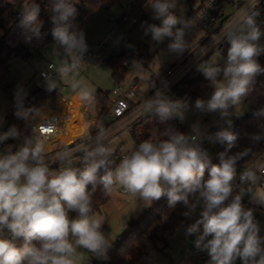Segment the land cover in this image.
Masks as SVG:
<instances>
[{
  "label": "clouds",
  "instance_id": "1",
  "mask_svg": "<svg viewBox=\"0 0 264 264\" xmlns=\"http://www.w3.org/2000/svg\"><path fill=\"white\" fill-rule=\"evenodd\" d=\"M177 3L178 0H148L151 18L160 23L148 24L145 35L150 33L156 42L171 38L169 49L183 54L187 47L184 28L190 21L175 14ZM258 3L259 0H249L238 22L221 34L228 44L223 66H198L214 90L207 101L196 99V109L227 116L228 109L248 94L254 78L264 73L257 59L264 55V45L260 44L264 31L256 24L260 15L256 10ZM76 11L72 0H55L52 22L56 27L52 35L66 50L84 51V34L71 30L67 24ZM38 14L37 5L21 21L22 25L31 26L36 37L40 36ZM187 107L186 101H171L157 92L146 101L144 111L167 124L173 119L183 122ZM260 115H264V109ZM259 127L262 132L253 134L254 141L264 138V125ZM195 131L197 135L188 136L169 125L164 130L166 139L141 142L118 164L111 159L112 150L102 143L101 136L94 149H82L83 168L72 167V154L62 152L56 155L61 167L52 170L44 143H33L29 138L17 151L0 155V264H77L78 249L107 259L111 243L102 231L103 221L90 216L92 194L101 171L99 180L106 193L118 184L149 204L167 197L169 207L182 203L195 211L199 206V218L187 227L186 235L196 236L194 247L207 254V264H264L260 223L253 209L244 206L243 189L233 195L237 162L249 150L228 155L237 136L227 129L218 131L207 139L226 148L217 153L218 163H213L201 146L203 134ZM20 135L12 127L0 133V142L19 139ZM240 179L254 183L257 176L246 170ZM249 202L264 206V192L258 191ZM17 241L22 243L18 245Z\"/></svg>",
  "mask_w": 264,
  "mask_h": 264
},
{
  "label": "rangeland",
  "instance_id": "2",
  "mask_svg": "<svg viewBox=\"0 0 264 264\" xmlns=\"http://www.w3.org/2000/svg\"><path fill=\"white\" fill-rule=\"evenodd\" d=\"M202 1L178 0L175 14L184 20L190 21V25L184 28V41L187 47L183 54H177L169 49V44L172 43L171 38H165L163 42H156L152 40L150 33L145 35V28L148 24L160 23L151 18L148 0H119L111 8H99L84 22L81 32L84 34L87 46L85 52L94 49L99 43L106 40V47L102 51L104 60L101 62L96 57L78 59L77 50H74L73 57L70 59L67 56L69 50H66L55 40H47L51 24L45 22L46 20L39 16L37 24L40 25V36L33 35L30 30L31 26L21 24L23 15L31 10V6L27 2L18 5L16 14H21L22 17L17 18V23L13 28L9 30L0 29V39L5 37L11 46L24 44L29 50L30 56L23 58L17 54L13 55L7 61L6 70L0 71V129L8 124L7 114L22 105L24 100L39 85L47 82L53 85L57 95L60 94L65 99L73 97L72 100L66 102L60 96H56L55 100L46 103L47 106H51V104L53 106L56 105V101L60 108H64V111L67 112L68 122L66 126L69 127L67 140L69 141L73 136L83 133L88 127V123L83 121L84 117L89 120L91 117L99 115V113H105L109 108V106L104 107L100 103L93 102L94 97L92 95L102 90L103 92H109L110 97L113 98V90L117 85L113 78L112 68L107 60L118 47L142 55L140 64L135 63L134 68L129 67L127 78L133 70L134 77L137 78L140 86L139 99H145L150 90V77L158 78L166 69L178 67L206 37V30L196 23L194 15L201 7ZM123 14L130 17L131 20L120 22ZM53 15L54 13L50 15L51 21ZM134 18L137 21L136 23L132 22ZM226 55L225 51L217 53L211 65L223 66ZM49 63H54L60 71L51 81H44L40 73L48 69ZM78 91L89 94L86 100L83 101L85 94L76 93ZM209 94L201 98L207 101ZM77 100L78 102H76ZM187 104V109L183 110L184 121L188 125L186 135H197L195 129H198L199 134H203V137L210 128L220 131L225 129L232 131L237 118L241 114H246L254 105L252 101L242 97L241 102L238 105L231 106L228 109L229 114L222 117L219 112L201 111L195 108V104L188 102ZM86 105L88 106L85 107ZM71 107L75 109L70 110ZM83 107H85V110L90 108V111L84 112ZM79 108L83 113L82 116L78 113ZM106 118L107 114H103L99 119V123H106ZM138 145L135 143L134 138L125 135L114 140L106 147L110 148L113 153L117 147L121 146L122 152L127 153L133 151ZM22 146L23 142L21 140H8L6 142V147L11 152H15L17 148L19 149ZM44 146L46 151L50 148L48 144H44ZM211 146L216 153H219L222 144L213 140ZM4 154L5 152L0 153V155ZM258 165L259 168L264 167V156ZM240 173L237 170L236 178L233 181L235 187L233 195L243 189L244 206L253 209L254 217L260 223V235L264 236V206L249 202L258 191L264 192V190L256 183L250 184L247 181H241ZM121 188L122 186L118 184L114 185L110 192L109 201L91 215L103 221L102 231L111 243V247L107 250V259L98 258L94 253L85 249H78L77 264H89L92 261L110 259L119 243V238L127 233L130 224L157 202L152 201L149 204L130 193H122ZM200 210L199 206L196 207L195 211L187 206L186 212L189 215L185 216L183 214V217L166 233L165 238L159 239L157 246L138 262L142 264H207L208 256L204 260L197 255L198 250L194 247L196 236L186 235L187 227L199 218Z\"/></svg>",
  "mask_w": 264,
  "mask_h": 264
},
{
  "label": "trees",
  "instance_id": "3",
  "mask_svg": "<svg viewBox=\"0 0 264 264\" xmlns=\"http://www.w3.org/2000/svg\"><path fill=\"white\" fill-rule=\"evenodd\" d=\"M119 0H72L76 7V15L70 17L67 24L71 30L81 32V27L84 22L99 8H111ZM206 0L202 1V4ZM27 2L31 9L34 6L39 7L38 16L45 19V22H50L51 28L47 40H55L52 35V30L56 25L51 21L50 15L53 14L52 6L55 0H0V29L9 30L17 23L16 9L17 6ZM201 4V5H202ZM196 15V13L194 14ZM196 17V16H195ZM196 21V19H195ZM228 47L225 48L227 53ZM20 55L23 58L30 56L29 50L24 44L19 46H11L5 37L0 39V71L6 70L8 59L13 55ZM126 57L125 49L118 47L111 57L107 60L112 68L113 78L116 85L122 84L127 79L129 66L124 65ZM258 63L264 67V60L258 59ZM160 83V81L151 76L149 84ZM212 85L205 76L197 77L187 82L186 89L192 98L204 97L208 93H212ZM187 91H183L184 94ZM57 96V91L50 83H43L37 87L20 105L18 108L9 112L6 116L8 124L5 127L21 128L29 117L43 104L54 100ZM93 102L100 103L102 106H110L112 98L109 92L97 91L92 95ZM253 102V107L246 113L241 114L234 123L232 132L237 136L233 147L228 152V155L238 153H247L238 160L236 169L247 170L254 168V164L259 163L264 156V138L259 141L252 139L253 134L261 133L260 125H264V115H260V110L264 109V73L258 74L253 83L250 85L248 94L243 97ZM105 113L97 115V121L91 125V132L96 133L107 126V123H99V119ZM171 125L175 130L186 134L188 125L185 121L180 122L179 119L168 121L167 124L161 123L158 116L153 113H148L138 123L135 132L131 135L135 143L140 144L147 140L153 143H158L167 137L164 135L166 127ZM226 145H222L219 152L224 151ZM259 160V162H257ZM213 163H218L217 156L212 158ZM73 167L83 168V162ZM257 168V167H256ZM103 175V171L98 174L95 192L92 194V204L90 216L110 199V193H106L99 176ZM207 175V170H206ZM89 185V190H91ZM187 206L178 203L175 207H169L167 197H162L155 202L152 207L147 209L140 217L135 219L125 235L119 238V243L115 247L110 264H134L141 260L143 256L148 254L154 247L157 246L159 239H164L167 232L179 221L186 212ZM75 213H70L74 216ZM264 237V236H262ZM22 241H17L21 244ZM89 264H109L106 261H92Z\"/></svg>",
  "mask_w": 264,
  "mask_h": 264
},
{
  "label": "built area",
  "instance_id": "4",
  "mask_svg": "<svg viewBox=\"0 0 264 264\" xmlns=\"http://www.w3.org/2000/svg\"><path fill=\"white\" fill-rule=\"evenodd\" d=\"M248 3L249 0H206L195 15L196 23L206 30V37L204 40L182 64L178 67L168 68L163 71V74L157 78L160 83L158 85L155 82L150 84V90L145 99H139L140 86L132 70L131 75L113 90L111 104L105 111V114H107V126L104 129L92 133L91 125L97 121V115L91 117L89 120L82 117L88 123V127L83 133L78 136H73L71 140L68 141L66 138L69 133V127L66 126L68 114L60 108L55 101L56 105L52 106L51 104V106H47L48 104H44L40 106L24 125L18 128L21 133L19 139L9 138L8 140H21L24 144L25 138H29L33 143L39 140L44 144L50 145L49 150L46 151V160L52 170H57L61 167V163L56 160L57 153L70 152L72 154L71 166L73 167L83 162L85 152L82 149L92 150L97 146L98 136L102 137V143L105 146L122 136H131L135 132L139 121L148 114L144 111L146 101L152 99L157 92L163 93L171 101L181 100L195 104L197 98H192L189 95L191 92H188L186 89L187 82L194 78L204 76L202 72L198 70V66L201 64L211 65L214 56L217 53L224 52L225 48L228 47L227 42L221 38V34L238 22L240 12ZM256 10L260 12V15L256 17V24L264 31V0H259ZM21 17V14H16V18ZM128 20H131V18L123 14L120 22H126ZM132 22L136 23L137 21L134 18ZM260 44L264 45V36L261 37ZM105 47L106 40L99 43L94 49L86 52L77 50V58L86 59L96 57V59L101 62L104 60L102 51ZM125 52L126 57L124 65L134 68L135 63H141L142 55L140 53L128 49H125ZM73 54L74 51H68L67 56L71 59ZM257 59L264 60V55H261ZM212 66L217 65L214 64ZM59 71L60 70L54 63H49L48 69L41 71L40 75L44 81H51L59 74ZM183 91H187V94H184ZM211 94H209L208 99ZM202 98L200 97V99ZM84 100H86V98H84L83 101ZM87 106L88 105L85 107ZM85 107H83L84 112L90 111V108L85 110ZM74 109L73 107L70 108V110ZM47 129H51V131H46ZM8 130L9 129L4 127L0 129V133ZM218 131L220 130L210 128L208 133L204 136L201 145L208 151L211 158L216 157L217 153L215 149L212 148L211 141L207 139V136L215 137ZM194 135L195 134H191L188 136ZM8 140L0 142V153L5 152V154H7L9 152V149L6 147V142ZM17 150L18 148L15 151ZM129 153L130 152H122L121 146H119L114 150L111 159L115 160L118 164L119 159ZM247 170L254 171L257 176L254 183L251 181L247 182L250 184L256 183L264 190V167H254ZM239 171L241 172V176L246 170ZM121 192L125 194L129 193L123 187L121 188ZM197 255L204 260L207 259V254L205 252L198 250ZM111 262V258L106 260V263L110 264ZM134 264L142 263L136 262ZM237 264H240V262L237 261Z\"/></svg>",
  "mask_w": 264,
  "mask_h": 264
},
{
  "label": "crops",
  "instance_id": "5",
  "mask_svg": "<svg viewBox=\"0 0 264 264\" xmlns=\"http://www.w3.org/2000/svg\"><path fill=\"white\" fill-rule=\"evenodd\" d=\"M76 93H83V94H85V96H86V95H87V96L89 95V94H87V93H85V92H79V91L76 92ZM76 93H75V94H76ZM58 96H60L61 98H63L60 94H58L57 97H58ZM84 98H85V97H84ZM63 99L69 101V100H72L73 97H71V98H69V99H65V98H63ZM67 101H66V102H67ZM76 102H78V100H77ZM63 110H64V108H63ZM78 113L80 114V116L83 115V113L81 112V109H80V108H79V110H78ZM83 117H84V116H83ZM84 118H85V117H84ZM83 121L86 122L84 119H83ZM86 123H87V122H86ZM48 150H49V149H48ZM258 164H259V163L254 164V165H255L254 167L259 168V167H258V166H259ZM261 167H263V166H261Z\"/></svg>",
  "mask_w": 264,
  "mask_h": 264
}]
</instances>
